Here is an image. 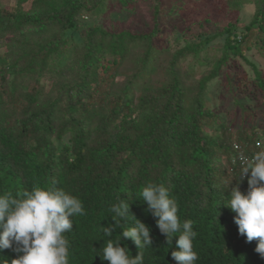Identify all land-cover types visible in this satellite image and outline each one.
<instances>
[{"label": "trees", "instance_id": "1", "mask_svg": "<svg viewBox=\"0 0 264 264\" xmlns=\"http://www.w3.org/2000/svg\"><path fill=\"white\" fill-rule=\"evenodd\" d=\"M139 1L16 0L0 7V195L56 187L82 201L85 215L74 217L66 234L69 264H109L101 257L108 238L100 227L114 224L109 209L125 199L153 244L138 250L129 238L122 246L133 256L141 251L144 264H176L174 245L138 195L148 183H163L181 222L193 221L196 264H264L257 241L239 234L235 213L222 204L239 181L235 144L251 156L264 151V130L250 127L246 116L238 127L237 118L221 121L206 96L223 73L233 90L238 54L252 65L264 120V72L243 53L253 40L264 47V0L243 29L225 25L222 53L209 64L202 53L213 37L171 51L158 20L160 0L149 31L82 26V15L111 5L133 10ZM190 57L203 68L198 78ZM240 190H248L246 177ZM133 224L117 228L113 239ZM19 254L0 250V264Z\"/></svg>", "mask_w": 264, "mask_h": 264}, {"label": "clouds", "instance_id": "2", "mask_svg": "<svg viewBox=\"0 0 264 264\" xmlns=\"http://www.w3.org/2000/svg\"><path fill=\"white\" fill-rule=\"evenodd\" d=\"M238 160L239 181L229 186L230 199L222 204L235 213L239 234L247 242L256 240L255 251L264 258V151L251 157L241 154ZM232 163L235 165L237 159ZM245 177L246 193L240 190ZM138 195L156 218L167 245H174L171 257L176 264H196L193 221L181 222L178 202L169 189L163 183H148ZM109 211L114 224L100 227L108 238L102 259L109 264H144L143 253L138 251L133 256L121 241L130 238L138 250L152 247L150 228L132 214L130 202L125 199L118 198ZM83 215L82 201L62 188L34 187L16 195H0V250L14 248L20 253L11 264H69L71 242L66 234L73 229V218ZM129 220L134 224L113 239L116 229L123 228Z\"/></svg>", "mask_w": 264, "mask_h": 264}, {"label": "rangeland", "instance_id": "3", "mask_svg": "<svg viewBox=\"0 0 264 264\" xmlns=\"http://www.w3.org/2000/svg\"><path fill=\"white\" fill-rule=\"evenodd\" d=\"M234 1L236 2L160 0L158 20L163 30L162 37L168 39L171 51L184 45L188 40L198 42L213 37L206 43L202 53L204 62L209 64L215 56H220L222 53L225 38L221 35V31L225 25L232 21L243 29L250 23L257 10V2L261 0ZM15 2L16 0H0V7H13ZM157 2L158 0H140L133 10L111 5L102 14L82 15V26L101 25L111 30L129 28L136 31H149L154 25L153 13ZM229 2L237 5L240 3L239 8H231ZM241 35L239 30L237 36ZM249 45V47L243 45L244 55L264 72V47L259 46L254 40L250 41ZM3 49L5 47L1 48ZM189 61L195 65V77L198 78L203 68L197 64L199 63L197 59L190 57ZM189 61L187 60L188 64ZM230 77L233 78V90L229 89L230 85L224 73L211 81L206 92L208 105L221 121L231 123L237 118L235 127H238L244 119L243 116H246L245 121L250 127L254 126L259 132L263 131V106L260 102V94L253 83L252 65L242 56L233 54ZM262 145L264 149V139Z\"/></svg>", "mask_w": 264, "mask_h": 264}, {"label": "built area", "instance_id": "4", "mask_svg": "<svg viewBox=\"0 0 264 264\" xmlns=\"http://www.w3.org/2000/svg\"><path fill=\"white\" fill-rule=\"evenodd\" d=\"M235 148L237 149V150H239V154L241 155V154H243V155H245V156H248V157H251V155H248V154H246L245 153V151L242 149V147H241V145H239V144H235ZM256 153V152H255Z\"/></svg>", "mask_w": 264, "mask_h": 264}]
</instances>
